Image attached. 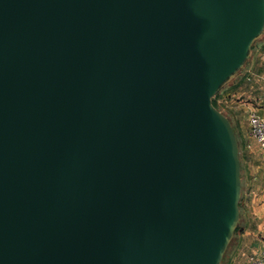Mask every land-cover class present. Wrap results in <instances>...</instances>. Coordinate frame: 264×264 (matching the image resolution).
<instances>
[{
	"label": "water",
	"instance_id": "95a60500",
	"mask_svg": "<svg viewBox=\"0 0 264 264\" xmlns=\"http://www.w3.org/2000/svg\"><path fill=\"white\" fill-rule=\"evenodd\" d=\"M263 31L264 0H0V264H220L213 98Z\"/></svg>",
	"mask_w": 264,
	"mask_h": 264
},
{
	"label": "rangeland",
	"instance_id": "374dc122",
	"mask_svg": "<svg viewBox=\"0 0 264 264\" xmlns=\"http://www.w3.org/2000/svg\"><path fill=\"white\" fill-rule=\"evenodd\" d=\"M249 68L251 69V72L249 71ZM246 73L249 74L248 76L250 77V80L247 79V76L242 86H245V84L248 82L255 84V87L261 86L263 80L262 78L264 77V31L261 36L253 43L250 56L245 62L244 66L221 88L218 94L213 98L217 108L222 112H224V103L228 98L227 94L230 91H233L240 84H235V82L242 76L246 75ZM240 89H243V87ZM235 100L234 108L237 117L233 118L231 114L228 113V111L224 113L226 116H229L230 121L233 124L240 146L242 178L241 195L239 200L240 216L233 237L231 238L224 252L220 264H243L245 261L248 253L241 250L244 247L246 248V244H239L238 240L245 227V216L248 213L247 211L249 210L251 200L255 195L262 192L263 188L260 187V185L261 182L264 181V163L260 159V155L256 149V146H248L250 142L247 125L249 112L244 107V104L247 102V98L242 96ZM257 101L259 100H250V102H252V104L254 103L255 106H258Z\"/></svg>",
	"mask_w": 264,
	"mask_h": 264
},
{
	"label": "crops",
	"instance_id": "0c3cea01",
	"mask_svg": "<svg viewBox=\"0 0 264 264\" xmlns=\"http://www.w3.org/2000/svg\"><path fill=\"white\" fill-rule=\"evenodd\" d=\"M250 70L251 69L249 68V71ZM248 75L249 74L246 73V75H244L245 77L242 76L240 79H238L235 82V84L240 83L237 86L238 88L236 87L233 91H230L227 94L228 98L224 103L223 111L225 113L228 111V113H230L233 118L237 117L234 108V102L236 101L235 99H239L242 96H245L247 98V102L244 104V107L249 113L252 111H257L258 113L263 112V108L259 101H257L258 106H255L254 103L252 104V102H250V100L259 99L261 86L255 87V84H253L252 82H248L245 84V86H242L244 84L243 82L245 81ZM247 79L250 80V77L248 76ZM262 79L263 83L264 77ZM242 87L243 89H240ZM227 117L229 118V116ZM248 135L250 138L249 143H251L252 145H256L255 140L250 136L249 129ZM260 187L263 188L262 192L252 198L249 210L247 211L248 213L245 216V227L243 232H241L238 240L239 244H246V248L244 247L241 251H246L248 254L259 250L264 245V181L261 182ZM243 264H246V258Z\"/></svg>",
	"mask_w": 264,
	"mask_h": 264
},
{
	"label": "built area",
	"instance_id": "2783aa9c",
	"mask_svg": "<svg viewBox=\"0 0 264 264\" xmlns=\"http://www.w3.org/2000/svg\"><path fill=\"white\" fill-rule=\"evenodd\" d=\"M259 102L263 108V113L252 111L249 113L248 129L250 136L256 142V149L264 163V82L260 88ZM252 144L249 143L250 147ZM246 264H264V245L257 251L251 252L246 257Z\"/></svg>",
	"mask_w": 264,
	"mask_h": 264
},
{
	"label": "trees",
	"instance_id": "16d2710c",
	"mask_svg": "<svg viewBox=\"0 0 264 264\" xmlns=\"http://www.w3.org/2000/svg\"><path fill=\"white\" fill-rule=\"evenodd\" d=\"M213 104L215 105V107H217V106H216V103H215V100H213ZM229 119H230V118H229ZM234 130H235V129H234Z\"/></svg>",
	"mask_w": 264,
	"mask_h": 264
}]
</instances>
